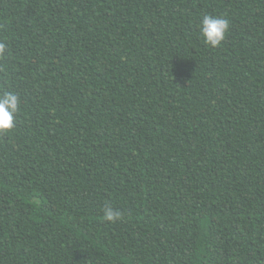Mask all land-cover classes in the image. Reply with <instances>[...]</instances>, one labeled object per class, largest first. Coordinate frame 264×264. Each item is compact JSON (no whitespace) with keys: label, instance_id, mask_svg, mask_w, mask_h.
<instances>
[{"label":"trees","instance_id":"trees-1","mask_svg":"<svg viewBox=\"0 0 264 264\" xmlns=\"http://www.w3.org/2000/svg\"><path fill=\"white\" fill-rule=\"evenodd\" d=\"M0 44V264H264V0H0Z\"/></svg>","mask_w":264,"mask_h":264},{"label":"clouds","instance_id":"clouds-1","mask_svg":"<svg viewBox=\"0 0 264 264\" xmlns=\"http://www.w3.org/2000/svg\"><path fill=\"white\" fill-rule=\"evenodd\" d=\"M230 29V22L226 18L205 15L200 21V34L206 45L219 47L225 40ZM5 52L4 44H0V55ZM20 104L19 96L12 91H4L0 94V134L10 132L15 127V116ZM104 219L108 222H116L120 212L107 206L103 210Z\"/></svg>","mask_w":264,"mask_h":264}]
</instances>
